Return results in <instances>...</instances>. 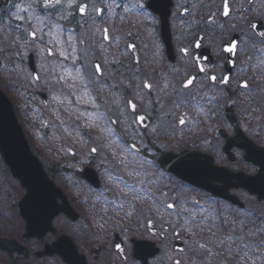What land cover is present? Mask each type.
<instances>
[{"label":"rangeland","instance_id":"rangeland-1","mask_svg":"<svg viewBox=\"0 0 264 264\" xmlns=\"http://www.w3.org/2000/svg\"><path fill=\"white\" fill-rule=\"evenodd\" d=\"M12 1L13 5L0 14V49L3 50L0 51V84L11 100L19 98L17 104L20 119H30L27 128L24 125V132L29 142L32 139V150L50 179L66 193L65 185L71 189L70 194L77 199L71 202L72 206L81 213L86 209L88 221L83 216L76 222H71L64 215H59L55 219L58 230L56 234H48L43 241L24 239L25 223L22 222L18 205L25 191L18 180L12 177L0 156V236H7V240L16 239L33 251H40L45 244H52L59 235L67 234L90 264H137L132 257L133 238L154 241L161 248V254L150 260L149 264H172L174 259H179L181 264H193V260L200 264L205 254L202 251H192L194 246L190 241L195 239L215 251V240L223 239L228 234L240 235L239 231L231 232L233 222L242 226L243 232L248 234L246 242L251 241L255 245V242L264 238L260 235V229H264V208L248 195L237 193L247 206L241 212L223 203H219L222 206L219 209L218 202L213 197L201 190L197 192L190 189L183 181L164 173L157 163L163 152L180 153L181 149H196L199 145L212 154L213 147L218 154L224 144L222 138L216 136L219 129L224 128L222 118L217 117L220 114L219 107L227 106L230 101L234 105L235 97L230 98L219 92L221 94L216 93L218 95H211L205 100V95H194L193 91L182 88L180 81L176 80L177 75L168 70L160 49L158 52L147 43L145 28L139 27L137 18L127 12L123 17L114 16L111 19L110 24H114L111 27L112 33L109 32V42H106L103 33L105 16L100 17L97 13L90 12L81 17L77 11L71 16L65 13L66 19H60L59 14L46 15L47 20L43 23L57 25L58 34L56 29L47 28V25L39 28L37 22L40 20L32 14V11L40 13V8L35 6L36 0ZM87 1L91 5L90 9L93 5L97 7L100 4L99 0ZM21 9H27L26 14ZM18 16L22 19H17ZM12 18H16L18 22L13 23ZM12 25L23 32L25 29L28 32L35 29L40 42L27 39L22 45L23 53L19 48L21 55L16 56V49L12 47L15 40H11L9 33ZM130 41L140 45V53L146 52L139 65L128 50ZM49 43L56 53L53 57L47 54ZM141 46L144 47L142 50ZM213 46L216 50L220 48L218 42ZM31 52L35 55L38 81L34 79L28 66V55ZM77 56L80 59H76ZM96 63H99L102 75L94 71ZM181 64L187 66L185 61ZM136 68L139 71L134 73L133 69ZM145 82L152 85L151 89L143 87ZM128 85L131 87H127ZM38 91L47 96L45 111H39L34 105L36 102L44 106L38 101ZM263 91H249L243 97V109L248 106L255 114L260 113L264 134ZM188 93L196 99L191 100ZM128 100L136 104L135 113L127 106ZM185 100L189 102L184 103ZM28 109L32 111L28 113ZM224 112L223 108V116ZM141 114L149 119L146 129H141L138 123L129 127L131 118ZM180 116L187 117L183 126L178 122ZM244 116L250 121H256L246 110ZM109 118L118 120V123L112 125ZM205 123H210V127L215 123L216 133L212 137L207 135ZM131 144L139 148L138 159L148 162L145 165L148 173L156 174V183L169 186L163 188V191L170 196H182L186 206L196 213L197 218H206L207 225L203 226L202 232L190 237L181 230L176 223L174 211L164 207V204L174 201L160 197L157 202L146 195L137 196L121 183V178L127 183L135 181V177L127 175L119 163L121 158L132 160L137 157V151L130 147ZM93 147L97 148V152L90 151ZM86 166L92 167L101 176L104 187L102 183L99 189H93L83 178L81 173ZM140 187L137 184V188ZM152 191L160 196L156 187ZM193 201H199V207ZM120 204H124L123 211L119 208ZM256 218L258 224L255 222L257 226L254 227L255 224H252ZM225 220L228 221L227 224ZM147 221H152L154 228L162 229L167 238L160 235L153 237ZM209 221L213 222L209 225L211 232L208 231ZM129 225L131 234L126 233L122 237L126 255V258H122L111 240L115 231L128 228ZM177 231L185 246L183 251L175 249L171 241ZM103 234L107 237H102ZM218 251L223 255L210 260L209 264H230L225 247ZM7 263L64 264L58 257H45L41 260L34 256L25 259L21 255L0 252V264ZM257 264H260L259 260Z\"/></svg>","mask_w":264,"mask_h":264},{"label":"flooded vegetation","instance_id":"flooded-vegetation-1","mask_svg":"<svg viewBox=\"0 0 264 264\" xmlns=\"http://www.w3.org/2000/svg\"><path fill=\"white\" fill-rule=\"evenodd\" d=\"M99 1L100 4L97 8L104 9V12L103 15L101 13H97V15L100 17L105 16L103 23L104 28L108 29L109 39L110 30L108 25L112 22L111 19L114 16H117V18L123 17L127 12L130 16L137 18L138 25L145 28L147 43L157 49L158 52L160 49L168 70L171 74L177 75L176 80L180 81L182 88L189 77L195 76L196 79L193 81V84L188 88H184L193 91L194 95L203 94L205 95V100H208L211 95H218L216 93L219 92L229 95L230 98L235 97L233 109L237 117L236 125L241 134V139L237 140L243 143L244 147L235 146L230 150V153L224 150L225 145L228 143L227 138H236L238 134L236 128L233 126V122L229 121L226 116L227 107L222 106L219 107L220 114L217 117L218 119L222 118L224 128H220L216 136H220L224 144L218 154H216L215 149L212 147L214 154H211L218 165L223 164L233 170L242 171L247 176L258 175L261 167L248 158L251 155L259 157L262 154L258 150V148H264V134L261 129L262 120L259 112L255 114V111H250L252 110L251 107L248 108L246 106L243 109V97L253 89L257 91L264 90V35H262L264 34V0H228V16L222 14L224 0ZM84 2L89 4L87 0H74V4L76 5ZM40 3H42V0H40ZM64 5H67L66 13L70 16L76 11L80 16L77 8L68 6L69 0H64ZM108 5H111L110 9ZM120 5L123 6L121 7ZM133 5L142 7H133ZM90 7L91 5L89 4V9ZM185 9H187V12H185ZM49 14L54 15L53 13ZM167 26L169 38H166L167 42H165L162 30L164 27L167 28ZM201 37L203 39H200ZM215 42L219 43L220 48L218 50L213 46ZM130 43L135 44L138 50H140V45L137 42L130 41L128 45ZM197 43H199V47L196 46ZM232 43L236 44V48L233 52L229 53L225 48ZM142 48L144 47L141 46V50ZM128 49L130 50L129 47ZM182 49H187V52L182 51ZM145 53H140V59ZM182 61H185L187 66L182 65ZM201 68L204 69L203 72L200 71ZM242 69L244 70L242 71ZM213 75L217 78L215 83L208 79V77ZM225 76L229 78V83L226 85L221 83L222 78ZM245 81L249 85L247 89L240 86ZM229 103L233 104L232 101ZM223 108L225 111L224 116ZM245 110L251 113L253 120L255 117L256 121H250L248 117L244 116ZM204 125L208 130L207 135L212 137L216 133L215 123H212L214 126L211 127L210 123H205ZM198 147L196 150L210 153L209 150L200 147V145ZM238 192L248 195L264 208V200L259 199L258 195H251L246 188L232 191L235 195ZM65 194L71 203L72 197L67 193ZM213 198L218 202V205L219 203H223L229 208L237 209L240 212L247 207L246 202L240 196L241 205ZM220 206L219 209H221ZM79 214L82 218L83 214L80 212ZM255 222L258 224L257 218L252 225ZM114 223L116 225L117 221L115 220ZM211 223L213 222H208V227ZM256 224L254 227L257 226ZM206 225L205 223L204 226ZM126 233L127 235L131 234L130 225L128 228H121L120 231H115L113 237H125ZM175 233H179V231ZM158 235L167 238V235L163 232L157 233L156 237ZM0 237L7 238L5 235ZM102 237L107 236L103 234ZM175 237H180V235L175 234ZM111 243L113 244V238ZM27 248L32 256L31 258L38 252L33 251L29 246Z\"/></svg>","mask_w":264,"mask_h":264},{"label":"water","instance_id":"water-1","mask_svg":"<svg viewBox=\"0 0 264 264\" xmlns=\"http://www.w3.org/2000/svg\"><path fill=\"white\" fill-rule=\"evenodd\" d=\"M10 0H0V10L9 6ZM165 42L169 38L168 26L162 30ZM138 58L136 48H131ZM52 54V52H50ZM29 66L36 74L33 54L29 56ZM227 117L236 127L238 136L228 139L224 150H230L237 146L244 147L240 131L237 128V119L231 108L227 109ZM182 125V124H181ZM147 126V120L141 125ZM224 134V133H223ZM255 147V146H254ZM262 154L259 157L251 155L249 160L261 167L256 176H247L242 171L233 170L225 165H216L214 158L199 151L182 150L180 154L173 152L165 153L159 163L168 172L174 174L181 180L201 188L212 195L240 204L235 195H231V189L246 188L250 194H257L259 199H264V149H259ZM0 154L8 166L13 177L19 180L26 193L19 204L22 217L26 221V237L43 239L48 232H55L53 220L64 213L73 220L78 219V214L73 211L67 202L63 192L57 188L49 179L39 159L32 153L24 131L18 121L14 106L8 96L0 88ZM85 176L95 186L99 182L95 174L86 169ZM59 199L62 203H59ZM116 249L124 255V248L121 240L115 239ZM134 256L147 264L149 258L155 257L160 249L153 242L133 240ZM176 249L183 250L181 240H175ZM0 248L10 253L17 252L29 257V251L17 241L0 240ZM59 255L67 264H87L84 256L78 254L77 247L71 238L62 235L52 245H47L45 251L38 253L39 257L44 255Z\"/></svg>","mask_w":264,"mask_h":264},{"label":"snow or ice","instance_id":"snow-or-ice-1","mask_svg":"<svg viewBox=\"0 0 264 264\" xmlns=\"http://www.w3.org/2000/svg\"><path fill=\"white\" fill-rule=\"evenodd\" d=\"M36 7L40 8V13H43L45 16L48 15V13L56 14L58 13L60 16V19H66V9L64 5V0H42V3H40V0H36ZM69 7H74L78 9V12L81 16H87L91 13H101L103 15L104 9L97 8L95 5L92 6L91 9H89V4L84 2L80 3L78 5L74 4V0H69ZM121 7L123 5H120ZM30 7H32L30 5ZM133 7H142L139 5H133ZM108 8H111V5H108ZM21 11H27V9H21ZM185 12H187V9H185ZM40 13H37V19L40 20L41 23H43V20L41 19ZM222 14L224 16L229 15V6H228V0H224L223 8H222ZM17 19H22L21 17H17ZM43 29H41L42 31ZM104 33V39H108V29H103ZM25 36L30 35L34 40L37 39V32L32 31L28 32L27 29H25L24 32ZM264 35V34H262ZM17 39V38H14ZM200 39H203L201 37ZM199 47V43L196 45ZM12 47L16 49L15 55L20 56L21 52L19 51V45L13 44ZM128 47L135 48V44H129ZM236 48V44L232 43L230 46H226L225 50L229 53L233 52ZM0 51H3L0 49ZM182 51L187 52V49H182ZM63 55V53H62ZM66 59L68 57H65ZM76 59H80L79 56L76 57ZM135 63L139 65L140 61L137 58ZM244 69H242L243 71ZM94 71L96 73L103 74L101 72V68L99 63H96L94 65ZM139 68L133 69V72H138ZM201 72L204 71L203 68L200 69ZM196 79L195 76H191L187 79L186 83L183 84V88H188L190 85L193 84V81ZM210 81L213 83L216 82L217 78L216 76H210L208 77ZM59 82V81H57ZM222 84H228L229 78L227 76L223 77L221 80ZM242 88L247 89L249 87L248 82L245 81L242 85H240ZM127 87H131V85H128ZM143 87L145 89H151L152 85L148 83H144ZM123 95V93H121ZM138 94V93H137ZM188 96L191 100H195L196 97L193 96L191 93H188ZM55 98V97H54ZM184 103H188V100L183 101ZM127 106H129L133 113L136 111V104L132 102V100L127 101ZM146 120V117L144 115H138L133 116L131 118V124L128 126L131 127L135 124L143 125ZM109 121L112 125H115L118 123V120L109 118ZM180 124H184L185 120L180 119ZM135 131V129H133ZM132 149L136 150V145H131ZM71 151V150H69ZM92 153L97 152V148L93 147L90 149ZM138 150H137V157L133 158L132 160H126L121 158L119 160V163L122 165V170L129 176L135 177V181L133 183H127L123 178H121V183H124L125 186L129 189L131 192H135L137 196H148L150 199H154L155 201L159 202L160 197H164L167 200H172L174 202L166 203L164 204V207L166 210H173L174 215L176 218V223L180 226L181 230L186 232L188 236L194 237L195 235L199 234L203 231V226L205 225L206 218H197L196 213L189 210V208L186 206V203L184 202L182 196L180 195H169L168 192L163 191V188L169 187L167 184H157V177L156 174L148 173L145 165L148 163L147 161H140L138 159ZM137 184H140L141 187L137 188ZM156 187L159 192L160 196H156V194L152 191V188ZM175 191V190H171ZM114 203V201H113ZM193 204L196 207H199V201H193ZM119 208L121 211L124 210V204H120ZM125 215H128L127 212H125ZM226 224L228 223L227 220L224 221ZM149 226H151V221H147ZM208 231L211 232V227L208 228ZM239 231L240 235L234 236L231 234L226 235L223 239H217L214 241L215 248L217 250L214 251L212 247H208L206 244H201L199 241L192 239L190 243L194 246L192 248V251H202L205 255L203 259L200 260V264H209L210 260L217 258L220 255H223V253L219 252L218 249L221 247H225L226 252L228 253V257L230 259V264H257V261H260V264H264V238L261 240L255 242V245L251 241L246 242V235L243 232L242 226H237L235 222H233V226L231 228V232L235 233ZM176 235H179V233H176ZM260 235L264 237V229H260ZM232 245H235L233 247ZM251 254V255H250ZM172 264H181V261L179 259H174L172 261ZM193 264H196L195 260H193Z\"/></svg>","mask_w":264,"mask_h":264},{"label":"trees","instance_id":"trees-1","mask_svg":"<svg viewBox=\"0 0 264 264\" xmlns=\"http://www.w3.org/2000/svg\"><path fill=\"white\" fill-rule=\"evenodd\" d=\"M18 40H19V42H20V45L22 46V45H24L25 43H26V40H25V37H23V36H20L19 38H18ZM22 50H23V46H22ZM0 86H1V88L6 92V90H5V88L0 84ZM7 93V92H6ZM8 94V93H7ZM19 98H17L16 99V97H15V99H13L12 101H13V103H14V105L16 106V112H17V114H18V104H17V101L19 102L20 100H18ZM21 124L24 126L25 125V122H23V121H21Z\"/></svg>","mask_w":264,"mask_h":264}]
</instances>
